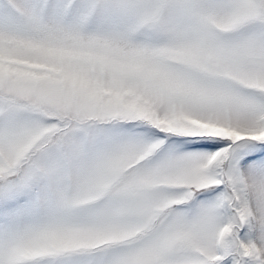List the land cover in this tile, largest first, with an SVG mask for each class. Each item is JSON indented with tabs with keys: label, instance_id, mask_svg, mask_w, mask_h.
<instances>
[{
	"label": "snow or ice",
	"instance_id": "obj_1",
	"mask_svg": "<svg viewBox=\"0 0 264 264\" xmlns=\"http://www.w3.org/2000/svg\"><path fill=\"white\" fill-rule=\"evenodd\" d=\"M0 264H264V0H0Z\"/></svg>",
	"mask_w": 264,
	"mask_h": 264
}]
</instances>
